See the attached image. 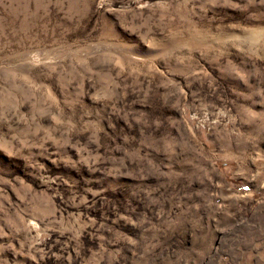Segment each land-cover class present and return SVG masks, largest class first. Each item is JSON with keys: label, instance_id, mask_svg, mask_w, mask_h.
Wrapping results in <instances>:
<instances>
[{"label": "rangeland", "instance_id": "rangeland-1", "mask_svg": "<svg viewBox=\"0 0 264 264\" xmlns=\"http://www.w3.org/2000/svg\"><path fill=\"white\" fill-rule=\"evenodd\" d=\"M0 264H264V0H0Z\"/></svg>", "mask_w": 264, "mask_h": 264}]
</instances>
